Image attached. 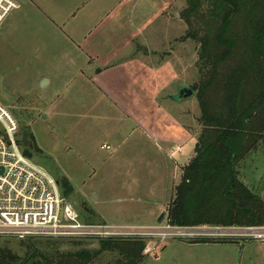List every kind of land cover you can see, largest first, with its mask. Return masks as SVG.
<instances>
[{
	"label": "rangeland",
	"instance_id": "rangeland-1",
	"mask_svg": "<svg viewBox=\"0 0 264 264\" xmlns=\"http://www.w3.org/2000/svg\"><path fill=\"white\" fill-rule=\"evenodd\" d=\"M212 1L204 0L200 13L191 16L192 27L183 18V11L188 6L187 0H173L170 5V10L179 13L185 22L178 17L176 21L174 18V24L170 21L169 37L171 41L174 36V46L168 52L169 56L165 58L162 55L160 60L168 59L170 65H173L176 80L170 82L159 97V103L169 116L163 112L159 115V126L143 127L145 130L148 128L150 137L135 129L142 127L133 117L139 121L142 120L139 117L143 118L144 122L149 123L148 116H141L139 112L132 116L116 108L113 96L102 89L106 86V78L97 73L100 67L90 73L92 81L83 79L80 72L87 67L79 64L81 60L73 57L70 50L55 49L54 45H60V42L54 43L50 33L34 25L36 19L31 22L29 16L26 19L20 18V13L26 10L23 6L20 8L17 2V7L7 19L19 18L15 29L6 28L3 24L0 30V38L7 34L0 39V103L15 115L19 123V138L22 139L24 131L28 132L29 143L21 144V147L28 148L33 153L32 161L45 168L59 183H63L64 178L69 181L72 191L65 189L67 195L63 194L76 207L84 223L139 224L126 226H138L143 230L140 235L78 239L21 240L14 236L0 235V249L6 257L11 253L14 264L17 261L26 262V257L37 250L44 258L36 255L27 264H58L56 261L51 263L50 259L59 253L67 254L81 249L100 251L91 261L83 264H125L122 251L103 250L102 240L144 243V258L138 264H264V224L249 222L250 211L261 206V203H255L257 201L254 200H251L252 203L245 202L251 210L231 218L232 224L207 223L204 220L194 225L192 222L201 211H208L218 217L228 212L232 205L217 201L224 194L220 178V181L215 182L217 185L211 184L208 188L209 197L206 202H200L196 190H193L185 199V204L181 205L180 200L171 203L177 200L176 187L181 184L185 169L178 166L175 187L167 190L169 193L166 195L165 208H159L151 198H156L158 194L149 192L150 167L160 169L159 161L154 164L151 158L153 153H148L152 137L155 139L151 130L159 129L162 132L173 117L174 122L191 133L179 144L182 151H178L173 158L180 165L187 162L188 165L196 155L198 137L203 129L197 96L199 89L184 102H177L171 96L178 92L179 86L193 87L201 83L207 74L204 64L210 57L215 58L221 53L222 47L208 44L209 48H206L203 45L207 42V34L214 32L220 23L211 19L209 10L212 7L209 3ZM159 9V4L143 9L146 18L153 21L154 27L164 26L166 21L160 16L155 19ZM189 32H199V37L193 34L189 37ZM229 38L235 41V45H232L226 65L243 64L255 58L257 42L254 40V31L243 15L230 25ZM57 52H62L61 59L55 56ZM160 52L167 50L161 49ZM227 69L222 67L223 71ZM42 74H47L45 80L41 79L44 77ZM257 75L252 72L248 76L246 74L250 81L249 88L255 86V83L259 84L260 78ZM107 80L109 83V77ZM115 84L110 81V86ZM221 104L216 92H210V109L220 111ZM257 140V145L240 161L236 171L247 190L264 202V133ZM104 144H110L112 149L102 147ZM176 146L173 148L176 149ZM193 185L206 188L199 182ZM61 190L64 191V187ZM162 196L159 194V197ZM173 208L175 211L171 214ZM161 209L167 210V215L159 224L157 219ZM176 214L179 215L178 220L175 219ZM219 228L221 233L216 231ZM248 228L254 231H246ZM199 238H209L214 242H206V246L199 247L187 244L189 239ZM166 245L168 248L162 253Z\"/></svg>",
	"mask_w": 264,
	"mask_h": 264
},
{
	"label": "crops",
	"instance_id": "crops-1",
	"mask_svg": "<svg viewBox=\"0 0 264 264\" xmlns=\"http://www.w3.org/2000/svg\"><path fill=\"white\" fill-rule=\"evenodd\" d=\"M15 1L19 2L20 8L23 6L26 10L20 13L22 14L20 18L26 19L29 16L31 22L36 19L34 25L50 33L54 43L60 42V45H54L55 49L70 50L73 57L82 61L79 64L87 67L80 72L83 79L92 81L90 73L94 72V68L100 67L97 73L103 74L107 81H105V88L102 87V89L113 96L116 108L132 116L137 112L141 113V116H148L149 123L144 122L143 118L139 117L142 119L139 121L133 116L137 124L142 127L135 128L138 132H143L150 137L147 133L148 128L146 127L145 130L143 127L145 125L159 126V115L163 112L169 116L167 110L159 103V97L161 91L170 82L176 80L173 65L171 66L168 59H165L174 46L172 43L174 36L171 41L169 37L170 21L174 24L176 17L184 21L179 13L170 10L173 0ZM154 4L161 6L155 19L159 16L164 18L166 20L164 26L154 27L153 21L146 18L143 9H149L150 5ZM7 19L3 23L4 26L15 29L19 18L13 17L9 21ZM37 19L41 20L37 21ZM6 35H1V38ZM161 49L167 52L161 53ZM162 55L165 58L160 60ZM55 56L61 59L62 52L55 53ZM42 76L44 77L41 79L47 78V74ZM107 77H109V83ZM110 81H114L115 86H110ZM174 121L172 117L171 121L167 122L170 127L163 128L162 132L159 129L151 130L155 139L150 138L151 146L146 143L150 146L148 153H153L152 161L154 164L159 161L160 164V169L156 166L150 167L149 173V192L153 195L155 192L158 194L156 198L153 196L151 198L159 208L166 207V195L169 193L167 190L175 187L178 176L177 166L182 169L188 163L180 165L170 155L173 147L181 146L179 144L191 134L185 127ZM108 146L112 149L110 144ZM159 194L163 196L159 197ZM187 244L193 247L206 246L205 243ZM235 245L232 244V246ZM167 248L168 245L163 248L162 253Z\"/></svg>",
	"mask_w": 264,
	"mask_h": 264
},
{
	"label": "trees",
	"instance_id": "trees-1",
	"mask_svg": "<svg viewBox=\"0 0 264 264\" xmlns=\"http://www.w3.org/2000/svg\"><path fill=\"white\" fill-rule=\"evenodd\" d=\"M187 2L188 6L183 11V18L189 27H192L191 16L200 13L205 3L204 0H187ZM209 4L212 7L209 10L211 19H216L220 23L214 32L207 34L205 38L207 42L203 45L206 48L209 44L222 47V49L219 55L215 58L210 57L204 64V70H207L205 79L192 87L194 90L199 89L197 96L202 111L200 122L203 129L198 137L196 155L190 164L185 166L182 182L176 187L177 200H172L171 203L174 204L180 200L181 205L185 204V199H188L193 190H196L200 202H206L209 197L208 188L211 184L217 185L215 182L220 181V178L223 182L222 186L224 185V194L218 197L217 201L226 203V205L230 204L232 208L228 209L229 211L223 216L218 217L208 211H201L192 224L195 225L204 220H207L205 221L207 223L232 224L231 218L251 210L245 202L252 203L251 200H254L257 201L255 203H261V206L250 211L249 222L262 225L264 224V202L247 190L240 181L236 168L248 152L257 145L258 136L264 133V0H213ZM240 15L246 18L250 28L254 31V40L257 42L256 59L252 57L253 59L250 58L243 64L226 65L225 62L231 54L232 45H235V41L229 38V27ZM198 33L189 32V37L192 34L199 37ZM210 41L212 43H209ZM207 53L210 54V52ZM223 66L228 69L223 71ZM249 72L257 73V77L260 78L259 84L255 83L252 88H249L250 81L247 80ZM251 79L252 76H250ZM210 92H216V96L219 97L222 103L220 111L214 112L210 109ZM194 182H199L206 188H200L199 185L197 187L193 185ZM60 185L64 187L65 195H67L65 189L72 191L66 178ZM170 211L172 214L175 209ZM177 215H175L176 220H178ZM189 240L188 243L214 242L209 238ZM101 247L103 250L122 251L125 264H138L144 258L142 251L145 244L137 241L117 243L115 240H102ZM99 252L81 249L67 254L59 253L50 260L51 263L56 261L58 264H83L91 261ZM36 255L44 258L37 250L36 253L29 254L25 261L34 260ZM12 260L11 253L6 257L0 249V264H14ZM26 262L18 263L17 261V264H27Z\"/></svg>",
	"mask_w": 264,
	"mask_h": 264
},
{
	"label": "built area",
	"instance_id": "built-area-1",
	"mask_svg": "<svg viewBox=\"0 0 264 264\" xmlns=\"http://www.w3.org/2000/svg\"><path fill=\"white\" fill-rule=\"evenodd\" d=\"M16 7L15 0H0V28ZM18 134L15 115L0 103V235L21 240L140 235L138 226L84 223L59 181L24 154ZM181 150L172 149L171 156Z\"/></svg>",
	"mask_w": 264,
	"mask_h": 264
},
{
	"label": "water",
	"instance_id": "water-1",
	"mask_svg": "<svg viewBox=\"0 0 264 264\" xmlns=\"http://www.w3.org/2000/svg\"><path fill=\"white\" fill-rule=\"evenodd\" d=\"M46 84V83H45ZM195 95V90L187 85H182L178 87V92L175 95H172L171 98L177 102H184L185 100L193 97ZM19 143L27 145L29 143L28 139V132L24 131L22 139L19 140ZM24 154L28 156L29 158L33 157V153L28 149H24ZM167 215V210H163L158 219L157 222L161 224L163 220L165 219Z\"/></svg>",
	"mask_w": 264,
	"mask_h": 264
}]
</instances>
